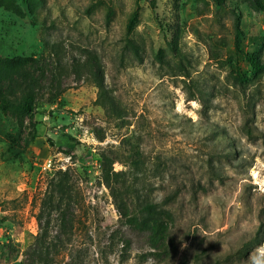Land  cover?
<instances>
[{
	"label": "rangeland",
	"instance_id": "374dc122",
	"mask_svg": "<svg viewBox=\"0 0 264 264\" xmlns=\"http://www.w3.org/2000/svg\"><path fill=\"white\" fill-rule=\"evenodd\" d=\"M258 1L0 0V264H23L65 170L81 208L56 264H264ZM109 166L151 190L164 242L118 220Z\"/></svg>",
	"mask_w": 264,
	"mask_h": 264
},
{
	"label": "trees",
	"instance_id": "16d2710c",
	"mask_svg": "<svg viewBox=\"0 0 264 264\" xmlns=\"http://www.w3.org/2000/svg\"><path fill=\"white\" fill-rule=\"evenodd\" d=\"M256 2L258 5H262L258 0ZM132 19L133 16L130 21ZM246 58L255 71H264V59L258 58L252 52H247ZM32 97V94H28L21 104L28 113L32 109L30 103ZM104 97L106 96L104 95ZM232 152L231 148H227L224 154L229 158ZM102 172L103 181L114 197L118 220L127 225L132 222L140 223V229L146 232L149 240L153 243L164 242L167 228L166 216L158 210L151 190L148 188L141 194L140 199H136L138 194H134L135 191L128 188L125 180L120 179L124 171L115 170L109 166ZM147 195L150 197L147 198ZM134 196L135 199H133ZM80 201L78 190L71 181L68 170L56 171L50 176L39 203L37 213L39 228L24 249L23 264H56L58 256H65V250L73 234V227L78 219L77 216L81 208ZM131 201L139 203L132 207L130 206ZM50 224L57 226L55 233L51 232ZM112 238L113 235L110 236V240ZM152 245L155 247V244ZM64 264H72V262L67 260Z\"/></svg>",
	"mask_w": 264,
	"mask_h": 264
},
{
	"label": "built area",
	"instance_id": "2783aa9c",
	"mask_svg": "<svg viewBox=\"0 0 264 264\" xmlns=\"http://www.w3.org/2000/svg\"><path fill=\"white\" fill-rule=\"evenodd\" d=\"M51 166V160H46L45 162H43L42 164V168L43 169H49Z\"/></svg>",
	"mask_w": 264,
	"mask_h": 264
}]
</instances>
